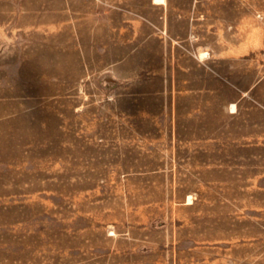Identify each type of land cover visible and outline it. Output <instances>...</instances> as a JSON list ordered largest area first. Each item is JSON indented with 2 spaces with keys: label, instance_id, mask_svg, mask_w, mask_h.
Returning a JSON list of instances; mask_svg holds the SVG:
<instances>
[{
  "label": "rangeland",
  "instance_id": "obj_1",
  "mask_svg": "<svg viewBox=\"0 0 264 264\" xmlns=\"http://www.w3.org/2000/svg\"><path fill=\"white\" fill-rule=\"evenodd\" d=\"M239 1L264 31V0ZM115 15L120 25L121 11ZM104 80L101 71L87 69L73 94L39 86L43 99L29 111V103L11 100L13 78L7 77L0 257L16 253L22 264H264V191L222 197L229 189L237 193L240 174L260 173L263 158L253 166L246 157L245 167L238 166L236 150L219 149L215 162L223 164L193 165L174 149L158 150L174 139L167 107L156 119L161 133L149 144L147 134L120 126L131 120L141 130L143 119L102 117V109L111 108ZM209 104L210 112L216 110ZM211 191L214 196H207ZM105 238L117 240L125 261L110 262ZM138 250H148L149 260L141 261Z\"/></svg>",
  "mask_w": 264,
  "mask_h": 264
},
{
  "label": "crops",
  "instance_id": "obj_2",
  "mask_svg": "<svg viewBox=\"0 0 264 264\" xmlns=\"http://www.w3.org/2000/svg\"><path fill=\"white\" fill-rule=\"evenodd\" d=\"M246 8L239 0H0L2 143L7 77L13 78L11 100L29 103L25 108L32 111L43 99L37 87L60 86L62 94H73L90 69L107 78L111 108L102 109V117L143 119L141 130L131 120L120 126L147 134L149 144L161 133L156 119L167 107L174 139L158 150L174 149L179 160L213 166L224 163L215 162V150L233 149L235 165L245 167L248 157L253 166L263 158L264 166V31ZM210 102L216 107L211 112ZM237 182V193L229 189L222 197H256L255 191H264V169L253 178L240 174ZM104 241L110 262L125 261L117 240ZM137 255L149 260L148 250ZM0 264H22L21 257L4 253Z\"/></svg>",
  "mask_w": 264,
  "mask_h": 264
},
{
  "label": "bare ground",
  "instance_id": "obj_3",
  "mask_svg": "<svg viewBox=\"0 0 264 264\" xmlns=\"http://www.w3.org/2000/svg\"><path fill=\"white\" fill-rule=\"evenodd\" d=\"M154 1H156V2H165V0H154ZM203 54H201V56H202ZM234 107H235V105H234V103L231 105V107L230 108H232V109H234ZM192 202V198H191V196H188L187 197V203H191ZM111 233V232H110Z\"/></svg>",
  "mask_w": 264,
  "mask_h": 264
}]
</instances>
